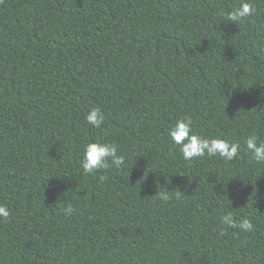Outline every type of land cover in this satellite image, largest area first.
<instances>
[{"label": "trees", "instance_id": "obj_1", "mask_svg": "<svg viewBox=\"0 0 264 264\" xmlns=\"http://www.w3.org/2000/svg\"><path fill=\"white\" fill-rule=\"evenodd\" d=\"M240 2L0 0V264H264V164L243 144L264 140V0L227 21ZM185 115L239 158L185 161ZM97 140L125 164L84 175Z\"/></svg>", "mask_w": 264, "mask_h": 264}, {"label": "clouds", "instance_id": "obj_2", "mask_svg": "<svg viewBox=\"0 0 264 264\" xmlns=\"http://www.w3.org/2000/svg\"><path fill=\"white\" fill-rule=\"evenodd\" d=\"M256 8L251 0H241L237 7H234L227 13L225 18L234 24L254 15ZM86 123L95 129L101 128L105 122V117L100 108H92L85 117ZM169 137L173 145L179 148L180 153L185 161H193L204 157H219L225 162H231L239 158L241 152V142L229 141L220 137H204L197 134L193 129V120L189 115L178 119L169 129ZM244 151L250 154L252 160L264 164V140H260L257 135H249L243 140ZM125 164V157L118 155V148L113 143L92 141L84 146L81 166L84 175H94L100 169H107L115 166L119 169ZM160 199L168 200L169 194L161 192L157 194ZM180 193H177L179 198ZM65 216H71L74 208L71 206L61 210ZM10 211L6 205L0 204V219L7 220ZM220 223L233 229H239L241 232H251L254 230V224L247 217H242L237 221L231 212L224 214L220 218ZM219 234H225L224 228L220 229Z\"/></svg>", "mask_w": 264, "mask_h": 264}]
</instances>
